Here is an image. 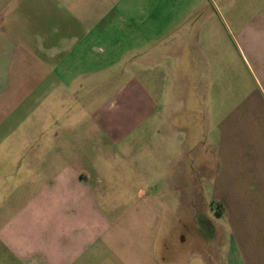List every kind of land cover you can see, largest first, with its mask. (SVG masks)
I'll return each mask as SVG.
<instances>
[{
    "label": "crops",
    "instance_id": "1",
    "mask_svg": "<svg viewBox=\"0 0 264 264\" xmlns=\"http://www.w3.org/2000/svg\"><path fill=\"white\" fill-rule=\"evenodd\" d=\"M174 51L183 82L222 92L237 64L264 103V0H0V264H264V143L167 174L184 106L149 125L126 89Z\"/></svg>",
    "mask_w": 264,
    "mask_h": 264
},
{
    "label": "rangeland",
    "instance_id": "2",
    "mask_svg": "<svg viewBox=\"0 0 264 264\" xmlns=\"http://www.w3.org/2000/svg\"><path fill=\"white\" fill-rule=\"evenodd\" d=\"M184 53L185 51H174V57L167 59L164 67L156 65L149 67L127 66L132 78L128 87L125 85L129 95H133L136 102L143 98L150 106H154L159 111L156 119H153L149 125H153L157 121L163 122L165 110L169 106H171L169 108L170 117L173 104L184 106V110L179 112L172 124L176 130L170 131L174 143L172 141L166 144L169 151L166 152L167 155L163 159L165 172L168 174V171L172 172L173 169L190 170L194 175V172L199 173L201 171V166H204L205 160H210L211 157L215 158L229 151L233 153L242 152V149L256 152L255 149L259 142L264 143V103L253 89L246 74L243 73V69L237 64L232 65L233 75L222 83V92L215 87L216 83L207 89L209 84L206 83L205 85L204 79L202 80L196 72L197 67L194 71V66L193 81L183 82L185 78L183 75L188 74L192 68L185 64L188 58ZM166 67L168 68L166 69ZM147 69L150 76H147ZM160 70L163 72V76H161ZM187 94L194 99L183 96ZM123 99L127 98H118L117 100L120 103ZM182 143L185 145L183 146ZM148 162L157 164L156 158H149ZM158 165L162 167L161 163ZM162 191L164 192L162 193ZM162 191L159 195L163 194L170 206L172 202H177L173 198L176 193H173L171 187L166 186ZM173 212L176 213L177 211L169 208L168 211L162 210L160 213L161 217L168 223L164 226L163 232L165 233H169L170 229L173 228L172 221H170L173 218ZM197 212L199 217L206 215L216 220V214L211 207ZM168 216H171L170 219ZM182 217L188 216L186 214ZM188 226L176 228V233L180 234L178 236L180 241L187 240L186 236L203 232V228L200 226L195 228V225L193 227ZM191 243L189 238L185 243L178 244V251L190 252L192 250ZM175 246L177 245L175 244Z\"/></svg>",
    "mask_w": 264,
    "mask_h": 264
}]
</instances>
